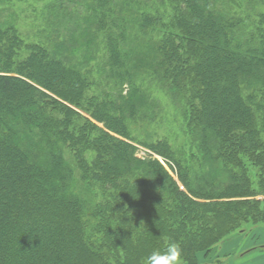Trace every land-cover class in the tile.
Returning <instances> with one entry per match:
<instances>
[{"label":"trees","instance_id":"obj_1","mask_svg":"<svg viewBox=\"0 0 264 264\" xmlns=\"http://www.w3.org/2000/svg\"><path fill=\"white\" fill-rule=\"evenodd\" d=\"M81 1L86 21L100 25L114 13L103 67L119 85H132L125 12L135 8L143 31L159 18L138 10L147 0ZM171 1L159 37L142 42L161 85L184 97L209 169L189 174L165 141L144 145L171 163L185 190L158 160L136 158L119 138L129 139L125 120L137 110L133 86L115 99L91 97L85 109L89 83L78 63L39 45L24 46L28 54L17 61L21 41L0 27V264H144L169 241L184 263L196 264L198 253L234 230L264 224V14L244 33L220 0ZM71 105L90 119L76 124ZM247 161L259 169L257 190Z\"/></svg>","mask_w":264,"mask_h":264},{"label":"rangeland","instance_id":"obj_2","mask_svg":"<svg viewBox=\"0 0 264 264\" xmlns=\"http://www.w3.org/2000/svg\"><path fill=\"white\" fill-rule=\"evenodd\" d=\"M221 1L222 11L238 18L239 28L244 33L254 31L258 15L264 14V0H220V3ZM146 2H141L138 10L148 12L156 19L159 18L158 23H155L156 27L149 25L143 31L134 20L135 8H132V14L125 12L126 20L129 22V35L134 42L130 47L131 59L127 63L132 85L128 83L119 85L116 78L109 77L107 67H103L107 57L106 31L111 25L110 16L114 13L107 14L98 25L94 21L84 19L87 12L81 0H0V27L12 28L19 37L21 45L17 61L23 60L28 54L24 46L39 45L55 55H61L68 62L78 63L81 73L89 83L84 100L80 101L85 109L91 97L98 100L115 99L118 91L126 96L133 86L137 90L136 96H139L134 99L137 110L134 116L125 120L129 139L119 138L134 147L136 158L152 157L158 160L173 177L178 188L185 190L176 174L169 169L171 163L164 161L144 145L146 142L165 141L178 159L185 164L189 174L196 169L200 173L209 169L207 162L202 160L198 152V140L191 133V126L184 115L186 107L184 97L170 95L161 85L155 68L150 60L147 61L148 46L142 42L147 35L159 37L158 26L167 23L175 4L171 0ZM248 93L249 89L243 87L242 94L246 96ZM71 107L80 114L74 119L76 124L82 123L83 117L90 119L89 113L84 109L74 105ZM96 124L103 126L101 123ZM245 164L247 175L253 184L252 188L257 190L259 169L248 161ZM73 186L75 192L78 191L84 199L87 200L88 196H91L83 193L80 185ZM93 195L95 197L91 201L101 200L98 191ZM253 198L262 199L263 196L257 195ZM243 228L234 230L228 237L214 244L207 253H198L196 264H264V224L252 228L245 227L241 231ZM114 254L111 252L108 254L112 256L111 262L115 260ZM181 264L186 263L181 260Z\"/></svg>","mask_w":264,"mask_h":264},{"label":"clouds","instance_id":"obj_3","mask_svg":"<svg viewBox=\"0 0 264 264\" xmlns=\"http://www.w3.org/2000/svg\"><path fill=\"white\" fill-rule=\"evenodd\" d=\"M144 264H181V249L176 242L169 241L164 249H155L145 257Z\"/></svg>","mask_w":264,"mask_h":264}]
</instances>
